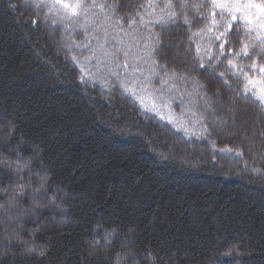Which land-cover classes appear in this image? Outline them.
Listing matches in <instances>:
<instances>
[{
	"label": "trees",
	"instance_id": "1",
	"mask_svg": "<svg viewBox=\"0 0 264 264\" xmlns=\"http://www.w3.org/2000/svg\"><path fill=\"white\" fill-rule=\"evenodd\" d=\"M11 4L29 11L22 0ZM20 21L10 0H0V118L15 120L26 137L19 147L15 140H0V155L19 151L28 157L34 143L44 148V163L35 170L47 167L55 182L52 189L67 211L41 207L38 217L23 221L25 239L40 226L36 243L49 252L42 264H108L104 252L89 255L97 221L119 226L114 250L134 254L135 264H153L148 252L155 264H264V176L243 171V163L217 160L214 166L209 141L178 142L119 94H102L106 83L83 85L72 65L73 52L65 49V56L58 47L69 39L65 30L53 25L44 31L41 25L37 32L36 26ZM250 124L239 137L217 133L212 141L220 147L235 143L249 168L264 170V137L259 132L253 136ZM137 127L149 133L158 149L170 148L202 163L190 168L179 159H161ZM21 200L24 208L32 203L28 197ZM6 221L0 216V234L11 223ZM130 226L134 233L128 232ZM229 242H239L243 254L219 256L218 249ZM34 261L41 258L19 252L3 258V264Z\"/></svg>",
	"mask_w": 264,
	"mask_h": 264
},
{
	"label": "snow or ice",
	"instance_id": "2",
	"mask_svg": "<svg viewBox=\"0 0 264 264\" xmlns=\"http://www.w3.org/2000/svg\"><path fill=\"white\" fill-rule=\"evenodd\" d=\"M22 2L27 13L10 0L21 23L36 26L37 32L41 25L44 31L53 25L58 26L56 30H65L69 39L58 47L73 52L72 65L80 72L83 85L106 83L108 90L102 94H119L145 120L173 133L178 142L209 141L214 166L217 160L243 163V171L264 176L261 168H249L241 147L235 143L220 147L212 141L217 133L239 137L249 121L253 136L259 132L264 137V0ZM25 15L39 19L25 20ZM64 55H68L67 50ZM0 129V140H15L17 147L26 139L11 118H0ZM128 134H132L131 129ZM137 134L159 152L161 159H179L181 166L190 168L202 163L170 148L158 149L149 133L139 127ZM247 142L252 144L253 139L247 138ZM30 151L28 157L19 151L0 155V216L11 222L0 234V264L10 252L41 258L33 264L49 258L48 247L36 243L40 226L34 228L31 239H25L23 221L26 216L38 217L41 207L61 209L63 199L52 189L55 182L47 167L35 170L44 163L42 145L34 143ZM22 197L32 201L29 207L24 208ZM13 208L17 212L13 213ZM118 228L97 221L89 255L104 252L108 264H135L134 254L114 250ZM128 232L134 233L135 228L130 226ZM217 254L231 258L242 255L243 250L239 242H229ZM147 255L155 264L152 253Z\"/></svg>",
	"mask_w": 264,
	"mask_h": 264
},
{
	"label": "rangeland",
	"instance_id": "3",
	"mask_svg": "<svg viewBox=\"0 0 264 264\" xmlns=\"http://www.w3.org/2000/svg\"><path fill=\"white\" fill-rule=\"evenodd\" d=\"M82 38V37H81Z\"/></svg>",
	"mask_w": 264,
	"mask_h": 264
}]
</instances>
